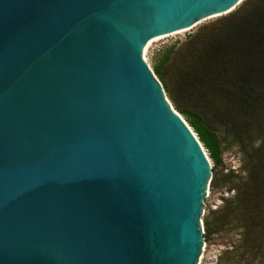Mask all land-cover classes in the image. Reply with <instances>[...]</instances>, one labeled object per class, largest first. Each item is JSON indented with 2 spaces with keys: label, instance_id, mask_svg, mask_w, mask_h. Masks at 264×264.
Here are the masks:
<instances>
[{
  "label": "water",
  "instance_id": "1",
  "mask_svg": "<svg viewBox=\"0 0 264 264\" xmlns=\"http://www.w3.org/2000/svg\"><path fill=\"white\" fill-rule=\"evenodd\" d=\"M245 0H0V264H199L209 158L143 53Z\"/></svg>",
  "mask_w": 264,
  "mask_h": 264
},
{
  "label": "trees",
  "instance_id": "2",
  "mask_svg": "<svg viewBox=\"0 0 264 264\" xmlns=\"http://www.w3.org/2000/svg\"><path fill=\"white\" fill-rule=\"evenodd\" d=\"M222 23L217 34L195 36L181 59L169 52L153 72L215 163L224 143L240 149L245 176H231L226 208L240 238L220 260L239 264L264 253V0H245Z\"/></svg>",
  "mask_w": 264,
  "mask_h": 264
},
{
  "label": "rangeland",
  "instance_id": "3",
  "mask_svg": "<svg viewBox=\"0 0 264 264\" xmlns=\"http://www.w3.org/2000/svg\"><path fill=\"white\" fill-rule=\"evenodd\" d=\"M229 14L201 22L191 31L165 38L145 52V62L153 71L159 61L169 52L170 59H181L186 52L185 48L195 36L208 33V35H212L222 31L224 28L222 20ZM204 150L211 165V176L200 217L204 242L199 255V264H221L222 253L226 249H230L231 245L240 238V230L232 229L226 217L227 203L235 195L231 176L244 177L245 173L242 169V154L236 142L230 140L222 145L218 163L209 157L205 148ZM207 225L210 229L209 234L206 230ZM239 264H264V253L258 255L257 258L246 255Z\"/></svg>",
  "mask_w": 264,
  "mask_h": 264
},
{
  "label": "bare ground",
  "instance_id": "4",
  "mask_svg": "<svg viewBox=\"0 0 264 264\" xmlns=\"http://www.w3.org/2000/svg\"><path fill=\"white\" fill-rule=\"evenodd\" d=\"M182 34V33H181ZM170 37V36H169ZM144 54H145V52L143 53V59L145 60V58H144Z\"/></svg>",
  "mask_w": 264,
  "mask_h": 264
}]
</instances>
